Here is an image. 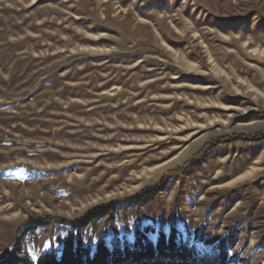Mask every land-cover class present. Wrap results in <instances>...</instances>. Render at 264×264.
Masks as SVG:
<instances>
[{
    "label": "rangeland",
    "instance_id": "374dc122",
    "mask_svg": "<svg viewBox=\"0 0 264 264\" xmlns=\"http://www.w3.org/2000/svg\"><path fill=\"white\" fill-rule=\"evenodd\" d=\"M108 204L93 241L264 264V0H0V255Z\"/></svg>",
    "mask_w": 264,
    "mask_h": 264
},
{
    "label": "trees",
    "instance_id": "16d2710c",
    "mask_svg": "<svg viewBox=\"0 0 264 264\" xmlns=\"http://www.w3.org/2000/svg\"><path fill=\"white\" fill-rule=\"evenodd\" d=\"M155 190H145L142 196L130 198L129 202L138 203L142 199H150ZM115 210L112 204L98 205L88 209L83 216L69 223L66 235L59 241V248L51 247L41 252L35 260L23 254V248L17 243L7 252L0 255V264H122L127 261L142 262L144 259L152 260L154 264L165 262L183 261L186 264H225L228 240L220 238V249L217 258L206 259L199 256L196 244L184 240L175 226H171L168 232L157 231V235L149 236L153 230L145 228L144 232L136 229L131 242L109 244L104 237L93 241L85 236V230L93 223L101 220ZM48 222L38 220L35 225H29L23 230L26 232L37 227H43ZM31 227V228H30ZM23 236H21L22 238ZM20 238V240H21ZM228 239V238H227ZM19 240V241H20ZM235 245L236 240H230ZM219 258V259H218ZM178 261V263H179Z\"/></svg>",
    "mask_w": 264,
    "mask_h": 264
},
{
    "label": "bare ground",
    "instance_id": "6f19581e",
    "mask_svg": "<svg viewBox=\"0 0 264 264\" xmlns=\"http://www.w3.org/2000/svg\"><path fill=\"white\" fill-rule=\"evenodd\" d=\"M253 173H254V169H250V170L246 171L244 174L239 175L238 177H235V178H238V179H240V178H244V177H246V176H250V175H252Z\"/></svg>",
    "mask_w": 264,
    "mask_h": 264
}]
</instances>
